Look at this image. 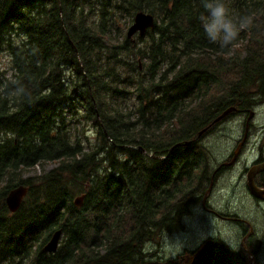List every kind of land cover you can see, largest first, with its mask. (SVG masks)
Wrapping results in <instances>:
<instances>
[{
	"label": "trees",
	"instance_id": "obj_1",
	"mask_svg": "<svg viewBox=\"0 0 264 264\" xmlns=\"http://www.w3.org/2000/svg\"><path fill=\"white\" fill-rule=\"evenodd\" d=\"M224 2L264 20V0ZM137 12L154 27L131 40ZM204 14L201 0H0V264H252L219 237L161 255L219 174L196 133L264 102V25L233 53L209 42Z\"/></svg>",
	"mask_w": 264,
	"mask_h": 264
},
{
	"label": "rangeland",
	"instance_id": "obj_2",
	"mask_svg": "<svg viewBox=\"0 0 264 264\" xmlns=\"http://www.w3.org/2000/svg\"><path fill=\"white\" fill-rule=\"evenodd\" d=\"M93 19L97 21L95 17H93ZM122 25L123 19L120 21V26ZM124 28L125 26L121 30L123 31ZM110 35L116 37L117 32L111 31ZM135 36L137 35H134L131 40H133ZM134 39L138 40L137 38ZM234 51V48L230 49V52L234 53ZM1 57L3 58L0 61L1 70L8 69L9 62L7 58L5 56ZM138 63L142 65L141 61H138ZM125 107L129 109L133 107V104L128 103ZM252 111L253 108L247 113L244 112L239 115L226 116L225 122L218 126L217 131H212L207 134L204 140L201 141V144L206 147L205 150L209 151L211 155L213 166L216 162L219 165L226 160L228 161L226 162L227 168H234L231 169L233 171L229 170L227 174L223 175L216 186L211 188L209 193L206 192L203 195V201L209 198L207 203H209L211 208H207V211L211 210L212 212H204L199 208L193 212V215L186 217L184 220V229L182 231L165 234L163 236L161 242V255H163V257L174 258L183 250L196 248L202 241L209 237H219L232 249H238L241 247L246 231L250 233L252 230L251 233L255 234V238L251 240V249L254 251L256 246L261 249L259 256L253 255L252 264H264V205L256 206L253 200L249 199L245 190V182L247 188V179L243 173V167L245 166L243 162L248 158L247 155L251 150L245 153L237 166L236 164L240 159L235 163V156H231V153L235 151L236 142L239 140V137H241V132H247L245 124L252 119ZM242 115L245 117L242 118ZM219 117L216 119L219 120ZM214 121H212V124ZM252 124L254 126L252 130V132H254V154L257 155L261 149L264 150V102L254 107V119ZM80 130H82L80 126L74 128V136H76ZM36 170L37 172L39 171L37 168ZM210 187L211 186H208L207 189ZM234 218H236V220ZM241 223L243 224L242 226ZM235 227H238L239 230ZM246 238H244V244L247 245L246 249L248 253H252L253 251L250 249V243L246 244Z\"/></svg>",
	"mask_w": 264,
	"mask_h": 264
},
{
	"label": "clouds",
	"instance_id": "obj_3",
	"mask_svg": "<svg viewBox=\"0 0 264 264\" xmlns=\"http://www.w3.org/2000/svg\"><path fill=\"white\" fill-rule=\"evenodd\" d=\"M204 15L200 22L210 43L217 44L224 50L240 46L242 32H252L264 25L255 12L234 18L224 0H201ZM15 94L30 97V91L24 87H15Z\"/></svg>",
	"mask_w": 264,
	"mask_h": 264
},
{
	"label": "flooded vegetation",
	"instance_id": "obj_4",
	"mask_svg": "<svg viewBox=\"0 0 264 264\" xmlns=\"http://www.w3.org/2000/svg\"><path fill=\"white\" fill-rule=\"evenodd\" d=\"M253 111H254V107H253ZM242 118H244V116H242ZM219 125H221V123H217V124H215V126L214 127H211V124L210 125H208L207 126V128H208V131H206V132H204V130L202 129V130H200V131H198L196 134V137L194 138L195 140H200V141H202V140H204V137L207 135V134H209V133H211L212 131L213 132H216L217 131V128H218V126ZM245 127L247 128V132L245 131V132H241V137H239V140L236 142V147H235V151L233 152V156H235V160H234V162L236 163L237 161H238V159H240L239 160V162L238 163H240V161L242 160V158L244 157V155H245V153L246 152H249L250 150H251V152L247 155V157L248 158H246V160L243 162V164H245V166L243 167V173L245 174V176L247 175V170H248V168H252V167H254L255 165H260V164H262V163H264V150H260V152L257 154V155H255L254 154V138H253V140H249L250 139V137H253L254 136V132H252V130L254 129V126H253V124L252 123H250V124H245ZM204 132V133H203ZM240 154V155H239ZM237 158V159H236ZM225 162H227L226 160L223 162V163H225ZM233 162V163H234ZM223 163H221V164H219L218 165V171H219V174H217V176H216V181H215V183H213L214 184V186H213V184H212V186L209 188V189H207L204 193H209L210 191H211V188L213 187H215L216 186V184H217V182L222 178V176L223 175H225V174H227V172L229 171V170H231V169H233L234 167H232V168H227L228 166L226 165V163H225V166L224 167H221V165L223 164ZM234 163V164H235ZM216 164H218V163H216ZM237 166V165H236ZM231 171H233V170H231ZM247 171V172H246ZM246 178V177H245ZM247 179V178H246ZM253 182H254V184H255V186L256 187H258V188H263L264 187V172H257V173H255L254 175H253ZM246 183V182H245ZM245 190H246V192H247V194H248V197H249V199H251V200H253V203H254V205H256V206H260V205H264V197H262V198H259V197H255V196H253L251 193H250V191L248 190L247 191V189H246V186H245ZM198 197V196H197ZM196 197V198H197ZM210 197V196H209ZM209 199V198H208ZM200 199H198V200H194V202H193V205H192V207H191V209H190V214L189 215H193V212L194 211H196L197 209H201V210H203L204 212H212L211 210L210 211H207V208H211L210 207V205H209V203H206L205 204V202L203 201L202 202V200H200ZM236 215V214H235ZM235 228H237L238 230H239V228L238 227H235ZM250 234H252V233H250ZM244 238H246L245 236L243 237V240H242V243H241V245L243 244V246L245 247V249H246V247H247V245H245L244 244ZM254 238H255V234H254ZM247 239V238H246ZM253 239V238H252ZM262 242V241H261ZM249 243H250V249L252 248L251 247V240L249 241ZM248 243V244H249ZM247 244V243H246ZM252 250V249H251ZM253 251V250H252ZM258 251V252H257ZM260 251H261V249L260 248H258L257 246H256V248H254V256H259V253H260ZM255 259V258H254ZM255 261V260H254Z\"/></svg>",
	"mask_w": 264,
	"mask_h": 264
},
{
	"label": "water",
	"instance_id": "obj_5",
	"mask_svg": "<svg viewBox=\"0 0 264 264\" xmlns=\"http://www.w3.org/2000/svg\"><path fill=\"white\" fill-rule=\"evenodd\" d=\"M154 27V21L153 17L144 12H137L134 17L131 25L126 30V36L128 39L132 38L134 35H137L138 37H144L146 32L149 29H152ZM234 109L233 107L227 109L224 111L221 116L219 117V120L227 116L230 112H232ZM218 119H216L214 122H218ZM188 142L186 143V145ZM138 150L142 151V149ZM264 171V163L258 166L252 167L248 173H247V188L250 191V193L255 196L262 198L264 197V187L258 188L255 186L253 182V175L257 172ZM28 188L26 186H17L10 190L5 198V203L7 206V209L11 213H15L23 201L24 197L27 194ZM83 196L77 197L74 200V205L77 207L81 206ZM62 236V231L56 230L50 237V239L42 246L41 253L44 254H53L57 251V248L59 246L60 238Z\"/></svg>",
	"mask_w": 264,
	"mask_h": 264
}]
</instances>
